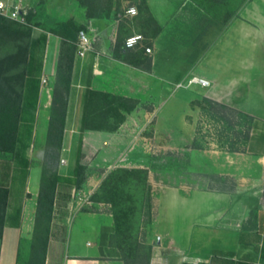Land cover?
Listing matches in <instances>:
<instances>
[{"label":"crops","instance_id":"0c3cea01","mask_svg":"<svg viewBox=\"0 0 264 264\" xmlns=\"http://www.w3.org/2000/svg\"><path fill=\"white\" fill-rule=\"evenodd\" d=\"M122 2L127 5L120 11L112 8L102 16L92 12L93 18L86 14L84 22L79 21L87 26L94 44L84 58H74L60 174L73 175L81 141L97 146L116 136L114 132L83 131L88 90L138 100L126 122L137 113L148 117L162 105L160 115L171 114L167 101L176 95L174 86L193 77L210 85L188 88L187 104L207 98L253 116L248 152L264 160V0ZM132 7L137 9L135 16L127 14ZM43 34L42 69L28 78L24 91L19 134L28 126L34 143L26 148L27 176L22 205L16 211L11 182L17 170V151L15 155L0 153V187L9 189L0 264H18L19 256H28L33 239L40 189L31 191V172L40 168L43 175L62 44L60 37L46 31L34 34V40ZM135 34L146 38L144 47L126 50L125 40ZM145 47H151L153 54H146ZM146 97L154 98V109L142 106ZM68 160L71 166L64 171L63 163ZM63 186L58 190L46 264H125L119 248L110 244L116 232L112 213L91 211L88 202L94 207L100 204L82 195L75 202L74 193L83 190L68 186L66 192ZM152 192L157 215L149 238L157 246L150 264H264V216L251 219V209L239 201L238 194L169 187Z\"/></svg>","mask_w":264,"mask_h":264},{"label":"rangeland","instance_id":"374dc122","mask_svg":"<svg viewBox=\"0 0 264 264\" xmlns=\"http://www.w3.org/2000/svg\"><path fill=\"white\" fill-rule=\"evenodd\" d=\"M27 1L35 8L41 7L51 16L74 18L78 22H84V17L89 12L102 16L112 8L120 11L122 5H127L122 0H83L86 7L80 5L81 0ZM33 31L34 34H40L42 30L33 28ZM43 53V49L35 50V69L37 64L42 63ZM174 89L175 97L167 101L168 108L172 110L171 114L168 112L160 115L163 105L161 109L158 106L157 112L148 114V117L144 112L137 113L124 122L123 127L114 132L116 136L106 143L100 142L97 146L82 144L86 182L81 193H74L73 200L80 201L81 195L92 201L103 200L106 195L102 186L111 173L119 169H147L152 190L159 187L199 191L224 190L238 194L239 201L251 209V219L264 216V160L253 158L248 152V146L245 152H230L231 144L241 140L239 133L243 128L235 126L232 130L227 129V125L220 121L219 116L210 110V106L203 99L193 101H199V106H193V102L187 104L190 91L179 89L177 85ZM154 101L153 97H146L142 106L145 109H154ZM24 119H28L27 113L24 114ZM32 143L31 128L24 125L19 134L15 160L17 170L11 182L15 211L22 205V190L28 165L26 148ZM238 146L243 148L242 145ZM70 148L73 146H69ZM71 163L70 160L63 163L64 171ZM41 177L40 168L31 172L32 192L40 189ZM129 179L131 184L122 189L119 208L128 213L132 228L130 235L143 247L142 253L145 254L148 247L153 250L157 246V241L149 238L157 207L153 192L149 207L146 202L147 190L142 185H135L138 184L137 180ZM63 188L67 192L69 187ZM98 203V207L88 205V209L110 213L115 210L110 203ZM15 215L16 213L13 216Z\"/></svg>","mask_w":264,"mask_h":264},{"label":"trees","instance_id":"16d2710c","mask_svg":"<svg viewBox=\"0 0 264 264\" xmlns=\"http://www.w3.org/2000/svg\"><path fill=\"white\" fill-rule=\"evenodd\" d=\"M80 5L87 4L81 0ZM35 8V7H34ZM87 18L93 15L87 13ZM29 22L35 28L52 33L62 39L61 52L57 66V79L53 88L51 117L45 144V159L43 175L38 196L37 211L33 239L27 257L19 256L18 264H46L49 245L50 229L55 212L59 187L62 185L82 189L86 182L82 141L79 144L77 161L72 176L60 174L61 154L66 130L69 106V96L72 87L74 58L77 52L78 36L86 31L87 26L74 18H56L46 13L41 7L35 8V13L29 16ZM34 27L21 26L18 23L0 16V153L15 155L19 142V127L23 117L24 91L28 78L39 73L42 63L34 68L35 50L45 48L46 36L43 34L34 40ZM44 56V53H43ZM210 110L219 116L220 121L227 125V129L241 126L239 133L241 140L232 143L230 152H245L251 139L255 118L239 110L203 99ZM139 101L134 98L87 91V103L83 118V131L86 129L116 132L126 120V115L132 113ZM193 106L201 103L193 102ZM201 107V106H200ZM206 109V108H204ZM114 120V121H113ZM113 121V122H111ZM98 122V124H94ZM238 145H242L240 148ZM129 178L137 180L143 189L147 190L146 202L151 206L152 186L147 169H119L111 173L103 183L106 198L94 200L110 203L114 207L112 212L116 232L111 237L110 244L119 248L125 264H150L152 249L142 253V246L130 235L131 225L128 213L119 208L122 200V189L131 184ZM225 192L224 190H211ZM9 202V189L0 187V240L6 222ZM119 208V210H118ZM1 255V248H0Z\"/></svg>","mask_w":264,"mask_h":264},{"label":"built area","instance_id":"2783aa9c","mask_svg":"<svg viewBox=\"0 0 264 264\" xmlns=\"http://www.w3.org/2000/svg\"><path fill=\"white\" fill-rule=\"evenodd\" d=\"M31 13H35V8L31 6L27 0H0V16L10 19L21 26L34 27L29 22V16ZM128 15H137V9L135 7L129 8L127 11ZM35 28V27H34ZM146 38L141 34H135L128 37L124 42L126 50H134L140 47H144ZM94 40L91 39L88 32L81 31L78 36L77 52L76 56L84 58L88 52L93 50ZM145 52L148 55L153 54L151 47H145ZM47 81L43 79V83ZM193 85H200L202 87H208L210 84L206 80L193 77L187 82L177 84L179 89H188ZM88 205H92L88 202Z\"/></svg>","mask_w":264,"mask_h":264}]
</instances>
